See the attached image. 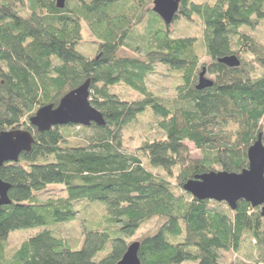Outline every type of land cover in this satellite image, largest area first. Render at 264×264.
I'll return each instance as SVG.
<instances>
[{"label":"trees","instance_id":"1","mask_svg":"<svg viewBox=\"0 0 264 264\" xmlns=\"http://www.w3.org/2000/svg\"><path fill=\"white\" fill-rule=\"evenodd\" d=\"M153 1L67 0L59 10L55 0H0V133L23 129L34 138L29 153L0 169L10 186L9 204L0 206V250L14 231L72 221L74 203L99 202L106 211L80 249L46 230L11 258L0 255V264H116L133 242L140 264H226L224 254L247 260L235 264H264L259 208L240 200L231 211L182 189L195 176L247 169V149L259 134L264 147V46L254 38L264 0H182L170 26L152 11ZM195 19L199 39L170 29ZM83 30L96 41L91 58L77 50ZM127 49L132 57L120 56ZM229 56L238 67L218 63ZM156 65L179 81L172 99L147 88ZM202 68L213 86L198 91ZM86 81L104 126L79 127L91 132L84 146H65L78 126L39 133L28 123ZM120 85L138 98L120 99L111 91ZM147 114L158 133L129 151L124 131ZM48 186L62 187L64 196L41 198ZM152 221V229L128 242ZM107 244L108 253L95 260Z\"/></svg>","mask_w":264,"mask_h":264},{"label":"water","instance_id":"2","mask_svg":"<svg viewBox=\"0 0 264 264\" xmlns=\"http://www.w3.org/2000/svg\"><path fill=\"white\" fill-rule=\"evenodd\" d=\"M67 0H55L57 9L62 10ZM182 0H154L152 11L170 26L178 12ZM218 63L233 68L239 66L235 56L221 58ZM213 82L206 78V69L202 68L198 76L196 90L211 88ZM28 123L39 133L49 131L53 127L78 126L89 128L91 125L104 126L101 114L89 101V82L70 91L61 98L57 107L52 105L38 109L28 119ZM259 134L255 143L247 149V169L240 173L210 172L186 181L183 191L198 201H214L225 203L231 211L236 209L240 200L259 208L264 217V147ZM34 143L31 132L13 129L0 133V169L4 164L17 163L22 153H29ZM10 186L0 180V206L8 205ZM139 244L131 243L121 260L116 264H140L138 258Z\"/></svg>","mask_w":264,"mask_h":264},{"label":"rangeland","instance_id":"3","mask_svg":"<svg viewBox=\"0 0 264 264\" xmlns=\"http://www.w3.org/2000/svg\"><path fill=\"white\" fill-rule=\"evenodd\" d=\"M198 2H211L212 0H196ZM174 32L175 36L178 37H190L199 39L201 37V28L197 19L190 23H184V21H179L177 24H173L170 28ZM257 37V38H256ZM255 40L264 46V23L257 28ZM96 48V41L94 38L83 30L82 42L77 47V50L83 53L86 57L91 58L94 55ZM122 57H132V52L130 50H122L120 52ZM207 62L206 58H203L201 63ZM155 67L154 74L148 78L147 88L157 97L163 98L164 100H169L173 98L174 88L178 85L179 81L173 72L168 71L165 67L158 66ZM210 78L209 76H207ZM114 94L118 95L120 99L123 100H136L138 94L131 91L130 89L120 85L116 86L111 90ZM151 115L147 114L144 117H139L136 122L129 125V127L124 131V143L129 151L134 150V148L142 140L152 139L157 135V131L154 126L151 125L152 119ZM70 136L68 137L66 147H82L86 143V137L90 135V130L83 132L79 127L70 128ZM190 159H197L199 153L191 144H186ZM154 173H158L160 176L163 174L157 170H152ZM173 182V181H172ZM60 186H48L45 192H41L38 195L41 198L47 197H62L64 193L61 191ZM74 210L77 212L75 218L72 221L54 224L49 226H41L31 229L14 231L8 235L5 242H2V250H0V255L6 257L7 259L16 252L19 246L29 238L35 237L36 235L49 230L53 235L63 239L68 246L72 249H80L82 245V240L85 233L97 230L101 225H103L104 215H106L105 207L99 202H88L81 201L73 204ZM154 221L145 224L139 231L133 236L128 242H131L138 238L148 229L154 227ZM109 244L106 245L105 249L99 252L95 260L102 259L109 251ZM2 253V254H1ZM238 261H247L243 259V255H232L224 254L222 263L235 264ZM250 263V262H246Z\"/></svg>","mask_w":264,"mask_h":264},{"label":"bare ground","instance_id":"4","mask_svg":"<svg viewBox=\"0 0 264 264\" xmlns=\"http://www.w3.org/2000/svg\"><path fill=\"white\" fill-rule=\"evenodd\" d=\"M252 208V207H251Z\"/></svg>","mask_w":264,"mask_h":264}]
</instances>
